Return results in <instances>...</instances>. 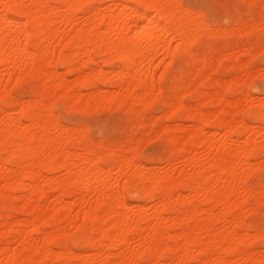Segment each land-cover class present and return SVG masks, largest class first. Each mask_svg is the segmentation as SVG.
I'll return each instance as SVG.
<instances>
[{
    "label": "bare ground",
    "instance_id": "obj_1",
    "mask_svg": "<svg viewBox=\"0 0 264 264\" xmlns=\"http://www.w3.org/2000/svg\"><path fill=\"white\" fill-rule=\"evenodd\" d=\"M181 5L0 0V264H264V247L255 248L264 223L246 216L264 206V193L248 183L264 169V96L250 91L255 76L264 79V65L252 66L255 54L264 61V11L257 22L239 16L209 30ZM250 32L260 33L257 43L198 49L205 35ZM29 82L31 98L17 97ZM58 100L73 110L132 111L137 127L165 135L168 163L142 160L145 135L138 153L133 138L85 140L87 124L63 122ZM155 103L163 110L156 119ZM131 192L158 201L131 205Z\"/></svg>",
    "mask_w": 264,
    "mask_h": 264
},
{
    "label": "rangeland",
    "instance_id": "obj_2",
    "mask_svg": "<svg viewBox=\"0 0 264 264\" xmlns=\"http://www.w3.org/2000/svg\"><path fill=\"white\" fill-rule=\"evenodd\" d=\"M181 2L183 4H185V3H198V2H200V0H181ZM220 3L223 5V7L220 10V12L217 14V16L215 17V25H216L215 27H217V28H218V26H219V28H221V26L223 27L224 25H231L234 22V18L237 19V18H239V16L243 17V18L245 16H247L246 18H248L249 16H252V18L254 20H256L255 22H257V18L264 11V4H261L262 2H260V1L250 3L249 1L247 2L246 0H243V1L242 0H220ZM256 3L258 4L257 5L258 9H256ZM259 3H260V6H259ZM226 4H227V7H226ZM228 5H229V7H228ZM239 5H240V8L242 10H244V11H242L239 8ZM232 10L234 11L233 13H231ZM227 17L229 19H227ZM229 20H230V22H229ZM250 33H251V35H254V36H251L249 33H244L245 35H240V36L236 35L238 40L234 37L235 35H232V36H224L223 35L224 37L223 36L221 37V35L220 36L219 35H217V36L214 35L213 37H210V38L205 35L204 36V42H203L202 45H200L198 47V49L200 48L199 50H202V48H204L205 44H208V42L213 44L216 47V49L222 47L226 43V41H228V40L229 41H231V40L232 41H239V42H242V43H246L248 41H251V42L255 43L257 41L258 37L260 36V33L259 32H255V34L252 33V32H250ZM256 50L257 49H255L254 52H256ZM260 54L261 53L255 54L253 56V58H252V66H253V69H255V70L258 69L259 67H262L264 65L263 58H261L263 56H262V54L261 55ZM98 60L100 61V63L102 62L100 59H98ZM115 65L118 66L119 62L115 61ZM100 66H103L106 70L111 69V66H109L107 64H104L103 62L100 64ZM182 68H183V65L181 63H177L176 66H175V70H181ZM59 69L60 70H64V68L62 66H60ZM219 75L221 77H223V78L224 77L228 78V76L230 77L229 74H225V73H220ZM74 76L76 78L75 74H71V75H68V78L72 80L74 78ZM184 77H185V80H187V81L190 78V76H188V75H185ZM258 77H260V79ZM258 77L255 76L254 79H252L251 84H250V91L255 96H261V95L264 96V91H263L264 90V79L261 76H258ZM252 82H253V86L254 87L256 85V90L252 86ZM255 82H256V84H255ZM257 87H258V89H257ZM17 88H15V89H17L15 91V95L16 96L18 95L17 97H19V98L23 97L24 100L25 99L27 100V99L31 98V96H30V92L32 90L31 89V82L27 83L23 87H17ZM18 90H19V92H18ZM91 90H92V88H83L82 91L85 92V93L86 92L88 93V92H92ZM28 97H30V98H28ZM61 102H62L61 100H58L57 105H56V112H57V114L60 115V118L62 119L63 122L69 123L70 125H72V124L73 125H78L79 127L81 126V128H84L85 125L87 124V125H89L90 130L93 129L91 131L90 130L88 131L87 129H89V128L86 125V127H85L86 128V132L87 133L89 132L88 134L90 136L87 139L85 137V140L90 141L91 139H93L98 144H102L103 141H104V143L106 142V144H110L111 143L110 145H113V144L117 145L120 142H125V141L131 140L133 138L132 140H137L138 141L137 142L138 143L137 151H136L138 153L139 149L141 148L140 146H141V142H142V141L140 142L139 140H144L143 139L144 138L143 135H145L147 140H149V141H147L146 139H145V141H143L145 143V145L143 143L142 149H140L141 151L138 153L141 156L142 160L148 162V161H150L152 159H154V160L156 159L155 160V161H157L156 164H158L160 166L162 164L164 167L166 166L164 164L168 163V159H169V155H170V145H169V142H168V140L166 138H165V142H163L165 135L162 134V133H156L155 131H148V129L146 127H139V126L137 127L136 124L133 121L135 119L134 114L131 113L132 111H130V110L128 111V109H125V107H116L115 108V106H106L105 105V108L103 106V107H101L99 109L100 106L98 107V105H95L96 108L95 107L92 108V106H91V108L88 107L87 109L78 108V110H77V108H74V110H73L70 107H66V105L63 102H62V104H60ZM193 102H195V100ZM217 106H220V104H218V103H216L214 105L212 104L211 109H214L216 111L215 108L218 109ZM90 110H92V111L90 112ZM162 112H163L162 106H160L159 103H158V105H157V103H155V105H153V107H152V109L150 111V114L153 117H155V119H156V118H159L162 115ZM148 119H146V120L148 121ZM247 121H248L249 124H257V122H254V121H252V120H250L248 118H247ZM182 122L187 124V125H188V123H189V125L193 124L192 121L187 120V119L183 120ZM171 123L174 124V123H176V121H173ZM83 125H84V127H82ZM109 125L111 126L110 130L107 132V134H103V128H107V127H109ZM134 125L136 126V128H135ZM85 128H84V130H85ZM144 130H146L145 133H144ZM207 130L209 131L208 136H211L210 133H212V131H215V129L213 127H207ZM138 131H140V133ZM147 134L150 135V136H151V134H153V135L160 134V135H158V137H157L158 140H156L155 138L153 140V135H152V140H151L150 139L151 137L148 136ZM139 135H142L143 137L142 136L138 137ZM90 137H91V139H90ZM154 137H156V135ZM220 137H221V135L218 134V132L215 135H213V139H215L216 141H219ZM115 139H116V142L114 141ZM99 140H100L101 143L99 142ZM110 140L111 141L113 140L115 143L114 142H110ZM133 152L134 151H129V155L131 156L133 154ZM180 159L182 161L183 158H180ZM180 159L177 160V161H179V162H177V166H181L182 165V162L180 161ZM50 175L51 174H49V176ZM136 193L135 192H131L128 195V202L131 203V205H135V204H138V203L139 204H146L147 203L149 206L150 205L152 206L153 204H155L156 201H158V199H152V200L150 199L151 201L150 200H146L145 195L142 192L141 193H137V194ZM51 200H53V197H51ZM150 202L152 204H149ZM133 208H134L133 210L135 211L137 209V206H133ZM150 211H151V209H150ZM249 212L250 211L248 210V214H246V216L248 215L247 216L248 217L247 220H249L250 222H252L253 224H255L257 226L262 225L264 223V211H262V212H260V211L251 212L252 215L249 214ZM220 224H219V226L222 225V224L221 225ZM72 229L73 228H71V230ZM69 235H70V239H71V236L75 237L76 236L75 229H73L70 232ZM70 242H72V241L70 240ZM262 242H263L262 239H257L255 241V243H256V247L255 248L256 249L260 248V250H261V248L264 247V244ZM81 244L76 245V244L72 243L71 244L72 245V249L75 252L78 251V253H80V252L86 253L87 252L86 254H90V253L93 254V252H95L92 248L89 247V245L84 244V243H81ZM56 249L60 250V248H58V247ZM262 249H264V248H262ZM90 250H92L93 252L90 251ZM109 251H114V250L111 249ZM169 260H170V263H169ZM168 263L169 264H174L173 260L171 259V257L168 258Z\"/></svg>",
    "mask_w": 264,
    "mask_h": 264
},
{
    "label": "snow or ice",
    "instance_id": "obj_3",
    "mask_svg": "<svg viewBox=\"0 0 264 264\" xmlns=\"http://www.w3.org/2000/svg\"><path fill=\"white\" fill-rule=\"evenodd\" d=\"M181 7L186 9L190 16L202 21L209 30H212L216 26L215 17L220 12L223 5L220 3V0H200L198 3H185L181 5ZM190 51L195 55V49H190ZM110 127L109 125V127L103 128V134H107ZM248 183L257 185L261 192L264 193V169H262L258 175L249 177ZM262 211H264V206H262ZM146 264H150V262H146Z\"/></svg>",
    "mask_w": 264,
    "mask_h": 264
}]
</instances>
